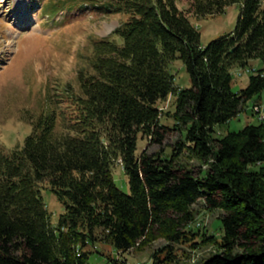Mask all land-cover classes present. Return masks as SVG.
<instances>
[{
  "label": "trees",
  "instance_id": "1",
  "mask_svg": "<svg viewBox=\"0 0 264 264\" xmlns=\"http://www.w3.org/2000/svg\"><path fill=\"white\" fill-rule=\"evenodd\" d=\"M88 1L128 18L92 43L69 113L46 109L22 146L0 151V264H91L86 247L97 241L99 226L120 252L143 239L180 242L200 200L225 211L221 251L204 264H264V173L251 169L264 163V121L213 136L215 126L237 117L264 91V0H190L202 12L243 2L236 28L205 47L175 0ZM176 58L191 86L180 90L173 117L189 126L185 140L165 156L162 146L175 128L161 124L158 102L176 90L169 70ZM253 59L263 67L236 92L232 69ZM140 136L160 150L137 154ZM188 144L211 159L205 174L178 161ZM117 161L129 192L114 179ZM46 178L65 207L57 226L40 186Z\"/></svg>",
  "mask_w": 264,
  "mask_h": 264
},
{
  "label": "rangeland",
  "instance_id": "2",
  "mask_svg": "<svg viewBox=\"0 0 264 264\" xmlns=\"http://www.w3.org/2000/svg\"><path fill=\"white\" fill-rule=\"evenodd\" d=\"M87 1L0 0V151L10 153L22 146L33 129V121L46 109L59 107V114L62 111L69 113L68 100L78 90L79 71L88 67L87 58L92 52V43L98 38L110 36L128 18L124 13L106 11ZM175 2L200 33L202 47L231 33L236 28L243 7L242 1H236L220 10L205 8L202 12L195 9L190 0ZM56 5L60 9L58 13L53 10ZM117 40L122 42L120 38ZM262 67L260 59H253L246 66H234L233 90L238 92L246 87L250 75L256 74ZM169 70L175 76L176 90L158 102L162 112L161 124L175 128L162 146L165 156H171L177 143L185 140L189 125L181 126L173 113L180 90L191 86L183 60H172ZM262 102L264 91L250 100L237 117L215 126L213 136L220 138L229 131H239L248 124L264 121V105L255 108L257 103ZM61 120L58 115V131ZM190 146L188 144L179 154L178 161L196 171L203 170L205 174L211 159L202 158ZM145 148L149 152L160 150L148 138L140 136L137 154ZM251 169L264 173V163H257ZM75 175L79 176L78 173ZM113 176L122 190L130 191L128 177L120 161L113 167ZM49 179L46 178L40 186L46 207L52 215V224L57 226L65 207L51 191ZM98 190L102 195L107 194L103 186ZM193 210L195 219L187 226L188 237L180 242H169L165 238L152 242L143 239L126 252L117 250L105 230L101 226L96 227L93 236L97 241L86 247L92 252L89 262L114 264L115 259L125 264H204L221 251L224 233L221 219L225 211L222 208L209 209L203 200L198 201ZM166 246L169 249H164ZM158 252L160 258L156 259Z\"/></svg>",
  "mask_w": 264,
  "mask_h": 264
},
{
  "label": "built area",
  "instance_id": "3",
  "mask_svg": "<svg viewBox=\"0 0 264 264\" xmlns=\"http://www.w3.org/2000/svg\"><path fill=\"white\" fill-rule=\"evenodd\" d=\"M262 105H264V103H263V102H262V103H257V105H256V107H255V108L259 109L260 107H262Z\"/></svg>",
  "mask_w": 264,
  "mask_h": 264
}]
</instances>
